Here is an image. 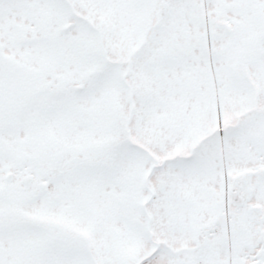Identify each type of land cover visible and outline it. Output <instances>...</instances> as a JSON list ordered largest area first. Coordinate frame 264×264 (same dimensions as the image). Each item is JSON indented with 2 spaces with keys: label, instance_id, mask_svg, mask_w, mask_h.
Listing matches in <instances>:
<instances>
[{
  "label": "snow or ice",
  "instance_id": "1",
  "mask_svg": "<svg viewBox=\"0 0 264 264\" xmlns=\"http://www.w3.org/2000/svg\"><path fill=\"white\" fill-rule=\"evenodd\" d=\"M0 264H264V0H0Z\"/></svg>",
  "mask_w": 264,
  "mask_h": 264
}]
</instances>
